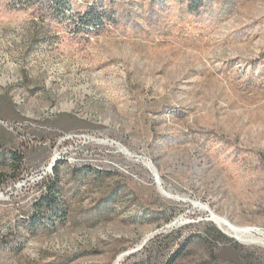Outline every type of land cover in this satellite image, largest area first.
<instances>
[{
  "label": "rangeland",
  "instance_id": "374dc122",
  "mask_svg": "<svg viewBox=\"0 0 264 264\" xmlns=\"http://www.w3.org/2000/svg\"><path fill=\"white\" fill-rule=\"evenodd\" d=\"M66 1L0 0V264H264V0Z\"/></svg>",
  "mask_w": 264,
  "mask_h": 264
},
{
  "label": "trees",
  "instance_id": "16d2710c",
  "mask_svg": "<svg viewBox=\"0 0 264 264\" xmlns=\"http://www.w3.org/2000/svg\"><path fill=\"white\" fill-rule=\"evenodd\" d=\"M53 5H55L56 9L63 10L65 6L68 7L66 0H50ZM10 153L11 156V165L13 167H17L21 162L22 159L17 155L15 151H7ZM5 151L0 153V156L6 155ZM56 168V167H55ZM54 179L47 183V193L46 195L42 196L39 201H37L38 207V214L43 215V217L47 218L48 220H53L54 218H58L60 220H66L68 216V211L66 208V204L58 194V184H59V174L57 170H54ZM32 219L35 221L36 217L32 216ZM40 219V218H39ZM180 252V251H179ZM177 253V255L179 254ZM174 255L171 257L172 262L174 260Z\"/></svg>",
  "mask_w": 264,
  "mask_h": 264
},
{
  "label": "bare ground",
  "instance_id": "6f19581e",
  "mask_svg": "<svg viewBox=\"0 0 264 264\" xmlns=\"http://www.w3.org/2000/svg\"><path fill=\"white\" fill-rule=\"evenodd\" d=\"M125 149V148H124ZM57 159V158H55ZM54 159V161H55ZM52 167V165H51ZM50 167V170L46 169V171L48 170L49 171H52ZM150 168L156 173V170L155 168H153V165H150ZM157 174V173H156ZM156 176V175H155ZM157 179V177H156ZM158 180V184L161 186V182H160V178L157 179ZM161 188H163L161 186ZM163 195H165L163 193ZM3 198V195L0 194V199ZM177 199V198H176ZM207 211V210H206ZM211 213V212H210ZM212 214V213H211ZM214 215V214H213ZM213 217V221L215 222V224L220 228L222 229L225 233H227L228 235L230 236H233L237 241L241 242V243H254V242H251V241H247L243 238V235H247V234H253V233H260L259 230L257 229H254V228H242V227H238V226H235L234 224H232L230 221H228L227 219L225 218H222V217H219L217 215H214L212 216ZM245 237V236H244ZM125 258V255H121L117 258V260L114 262V264H121V262L124 260Z\"/></svg>",
  "mask_w": 264,
  "mask_h": 264
},
{
  "label": "water",
  "instance_id": "95a60500",
  "mask_svg": "<svg viewBox=\"0 0 264 264\" xmlns=\"http://www.w3.org/2000/svg\"><path fill=\"white\" fill-rule=\"evenodd\" d=\"M52 168H53V166L51 167V169H52ZM155 170H156V169H155ZM156 173H157V170H156ZM155 177H157V179H159V178H160V177H159V175H158V173L156 174V176H155ZM157 179H156V180H157ZM157 183H159V182H158V180H157ZM158 185H159V184H158ZM162 194H163V193H162ZM165 196H166V195H165ZM209 213H210V212H209ZM210 215H211V218H210V220H211V221H213V219H212V218H213V217H212V214L210 213Z\"/></svg>",
  "mask_w": 264,
  "mask_h": 264
},
{
  "label": "crops",
  "instance_id": "0c3cea01",
  "mask_svg": "<svg viewBox=\"0 0 264 264\" xmlns=\"http://www.w3.org/2000/svg\"><path fill=\"white\" fill-rule=\"evenodd\" d=\"M11 151H13V149Z\"/></svg>",
  "mask_w": 264,
  "mask_h": 264
}]
</instances>
